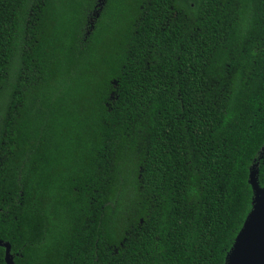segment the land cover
Instances as JSON below:
<instances>
[{
	"label": "trees",
	"instance_id": "obj_1",
	"mask_svg": "<svg viewBox=\"0 0 264 264\" xmlns=\"http://www.w3.org/2000/svg\"><path fill=\"white\" fill-rule=\"evenodd\" d=\"M263 146L264 0H0L13 264H223Z\"/></svg>",
	"mask_w": 264,
	"mask_h": 264
},
{
	"label": "water",
	"instance_id": "obj_2",
	"mask_svg": "<svg viewBox=\"0 0 264 264\" xmlns=\"http://www.w3.org/2000/svg\"><path fill=\"white\" fill-rule=\"evenodd\" d=\"M248 183L252 189L251 208L223 264H264V185L258 184L256 164L249 169ZM0 246L4 247V263L13 264L9 243L0 240Z\"/></svg>",
	"mask_w": 264,
	"mask_h": 264
}]
</instances>
